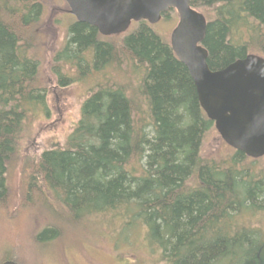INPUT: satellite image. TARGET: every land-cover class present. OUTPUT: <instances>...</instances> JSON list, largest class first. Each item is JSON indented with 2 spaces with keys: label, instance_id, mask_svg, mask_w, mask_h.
<instances>
[{
  "label": "trees",
  "instance_id": "obj_1",
  "mask_svg": "<svg viewBox=\"0 0 264 264\" xmlns=\"http://www.w3.org/2000/svg\"><path fill=\"white\" fill-rule=\"evenodd\" d=\"M190 6L206 19L211 70L249 53L264 57V0ZM43 9L40 0H0V206L10 205L7 180L22 162L13 213L35 211L41 201L52 217L36 240L60 238L64 224L79 229L84 220L94 244L119 228L127 231L122 241L142 229L159 264H257L264 241L238 220L244 209L264 211V168L236 150L203 154L213 121L184 64L145 21L111 36L76 19L68 25L51 65L57 85L100 79L62 146L20 159L33 112H47L49 85L33 51Z\"/></svg>",
  "mask_w": 264,
  "mask_h": 264
},
{
  "label": "rangeland",
  "instance_id": "obj_2",
  "mask_svg": "<svg viewBox=\"0 0 264 264\" xmlns=\"http://www.w3.org/2000/svg\"><path fill=\"white\" fill-rule=\"evenodd\" d=\"M40 1L44 9L35 28L33 51L35 58L40 60L41 80L49 85L46 91L47 112L40 109L33 112V119L28 126L31 133L21 137L20 159L37 155L43 148L62 146L79 118L84 96L100 79V74L95 73L64 87L57 85L56 76L51 72L53 56L64 46L68 37L67 27L75 17L68 12L65 0ZM177 19L176 11L170 10L167 17H162L158 23L150 26L162 39L169 41ZM138 23L133 22L129 29H133ZM232 151L235 150L222 141L214 126L205 134L202 146L204 155H230ZM256 160L258 161L252 168H264V156ZM21 163L12 166V175L7 180L10 205L0 206V263L6 259H15L23 264H159L155 253L146 244L143 245L145 233L137 228L128 232V239L123 241L121 237L127 231L119 228L116 236L103 234L94 244L89 240L85 221L82 220L77 223V226L80 225L79 229H74V224L72 227L64 224L66 231L60 238L36 240V234L52 217L46 210L47 213L43 211L45 206L41 201L37 203L35 211L30 209L20 212L21 214L13 213L20 191V176L17 171ZM238 221L258 229L259 236L264 241V211L244 209Z\"/></svg>",
  "mask_w": 264,
  "mask_h": 264
},
{
  "label": "water",
  "instance_id": "obj_3",
  "mask_svg": "<svg viewBox=\"0 0 264 264\" xmlns=\"http://www.w3.org/2000/svg\"><path fill=\"white\" fill-rule=\"evenodd\" d=\"M68 12L79 22L95 27L103 36L127 31L131 22L157 23L170 10L177 22L169 45L186 67L200 107L222 141L247 157L264 156V57L249 53L226 66L211 70L203 46L205 16L190 0H65ZM264 264V242L256 252ZM0 264H21L5 260Z\"/></svg>",
  "mask_w": 264,
  "mask_h": 264
},
{
  "label": "flooded vegetation",
  "instance_id": "obj_4",
  "mask_svg": "<svg viewBox=\"0 0 264 264\" xmlns=\"http://www.w3.org/2000/svg\"><path fill=\"white\" fill-rule=\"evenodd\" d=\"M162 17H163V16H162ZM162 17H161V18H162ZM160 20H161V19H160ZM160 20H159V21H160ZM159 21H158V22H159ZM158 22H157V23H158ZM6 260H8V259H6Z\"/></svg>",
  "mask_w": 264,
  "mask_h": 264
}]
</instances>
